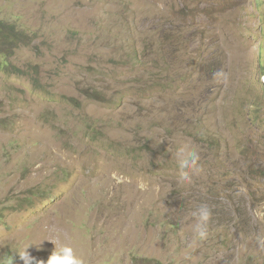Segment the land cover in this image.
<instances>
[{
  "label": "rangeland",
  "instance_id": "obj_1",
  "mask_svg": "<svg viewBox=\"0 0 264 264\" xmlns=\"http://www.w3.org/2000/svg\"><path fill=\"white\" fill-rule=\"evenodd\" d=\"M11 28L27 37L0 53V255L264 264V0H0Z\"/></svg>",
  "mask_w": 264,
  "mask_h": 264
},
{
  "label": "clouds",
  "instance_id": "obj_2",
  "mask_svg": "<svg viewBox=\"0 0 264 264\" xmlns=\"http://www.w3.org/2000/svg\"><path fill=\"white\" fill-rule=\"evenodd\" d=\"M175 159L179 170V180L191 183L193 177L201 171L199 152L187 145H181L175 151ZM139 186L141 189L147 187L144 182H141ZM212 216V208L207 203H200L195 207L193 211L194 239L202 242L207 238ZM30 246L14 255H0V264H14L16 258L23 261V264H83V261L74 254L73 248L67 244H61L59 247L54 246V250L46 261L31 256L27 251Z\"/></svg>",
  "mask_w": 264,
  "mask_h": 264
},
{
  "label": "trees",
  "instance_id": "obj_3",
  "mask_svg": "<svg viewBox=\"0 0 264 264\" xmlns=\"http://www.w3.org/2000/svg\"><path fill=\"white\" fill-rule=\"evenodd\" d=\"M25 36L27 37V35L24 32L15 31L12 28L7 31L0 32V53L3 55H7L8 54L7 47H10L13 50L18 49L19 43L23 40V38H26ZM3 70L6 72L7 68L3 66ZM14 70L15 72H17L16 68ZM19 72L20 71L18 70V73ZM23 74H26V71ZM34 84L37 85L38 83L36 82Z\"/></svg>",
  "mask_w": 264,
  "mask_h": 264
}]
</instances>
